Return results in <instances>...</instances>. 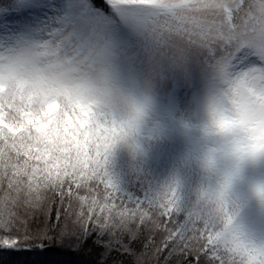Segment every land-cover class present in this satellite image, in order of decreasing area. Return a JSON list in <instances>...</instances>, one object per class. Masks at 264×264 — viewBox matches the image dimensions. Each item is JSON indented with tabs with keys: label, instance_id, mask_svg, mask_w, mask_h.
I'll list each match as a JSON object with an SVG mask.
<instances>
[{
	"label": "snow or ice",
	"instance_id": "1",
	"mask_svg": "<svg viewBox=\"0 0 264 264\" xmlns=\"http://www.w3.org/2000/svg\"><path fill=\"white\" fill-rule=\"evenodd\" d=\"M200 3L0 0V264H264L243 222L264 211V38L190 62ZM217 57L228 74L206 85ZM173 125L198 134L203 179L116 178L118 151L141 159Z\"/></svg>",
	"mask_w": 264,
	"mask_h": 264
},
{
	"label": "rangeland",
	"instance_id": "2",
	"mask_svg": "<svg viewBox=\"0 0 264 264\" xmlns=\"http://www.w3.org/2000/svg\"><path fill=\"white\" fill-rule=\"evenodd\" d=\"M197 7L201 10L198 13L200 23L195 27L196 39L188 51L190 62L199 61L201 58L207 60V56L214 51L213 44L221 40H235L237 37H243L245 33L254 34L257 41L264 38V0H201ZM134 46L149 51L158 46V41L150 37L138 38ZM256 47L261 48L264 45L257 43ZM211 63L215 66H205L200 73L206 85L219 84L228 74L227 64L219 57ZM172 128V131L164 132L172 138L193 136L195 131H185L176 125ZM193 138L197 137L194 135ZM253 179H257V176ZM255 224L258 231L264 229V211L261 209L256 214Z\"/></svg>",
	"mask_w": 264,
	"mask_h": 264
},
{
	"label": "trees",
	"instance_id": "3",
	"mask_svg": "<svg viewBox=\"0 0 264 264\" xmlns=\"http://www.w3.org/2000/svg\"><path fill=\"white\" fill-rule=\"evenodd\" d=\"M193 133V136H198L195 131ZM193 136L185 135L181 138H172L169 134L164 133L163 141L153 145L148 154L141 159L133 157L125 150L118 151L113 164L114 175L125 186L134 184L137 180L156 184L173 174L187 183H197L203 179L202 170L197 164L189 163L187 160L189 152L197 147V138L194 139ZM250 176L253 178L257 176V179H260L264 177V172L256 170L250 173ZM259 209V206L253 203L243 217L246 226L254 231H258L255 218ZM88 251L90 249L86 250L80 258V264H92L98 255L101 258L104 256L103 252L93 253L89 256ZM56 256L57 253L53 250L44 256H37L33 253L22 258L43 261ZM126 260L127 258L121 259L117 253L113 252L108 258V264H126Z\"/></svg>",
	"mask_w": 264,
	"mask_h": 264
}]
</instances>
